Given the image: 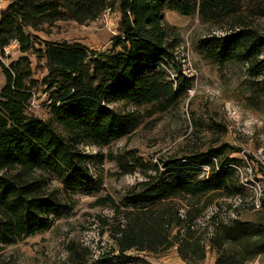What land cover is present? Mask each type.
Here are the masks:
<instances>
[{
	"label": "trees",
	"instance_id": "obj_1",
	"mask_svg": "<svg viewBox=\"0 0 264 264\" xmlns=\"http://www.w3.org/2000/svg\"><path fill=\"white\" fill-rule=\"evenodd\" d=\"M234 5L231 0H10L0 18V52L16 40L22 56L7 68L0 62L5 78L0 89V252L4 246L44 233L50 227V215L61 207L58 198L45 193L44 180L37 179L36 173L58 181L66 191L95 183L88 170L100 157L85 155L79 148L108 147L133 129L131 118L113 111L111 105L157 104L163 112L191 85L192 79L182 75L175 61L177 35L163 21L162 7L182 17L198 13L204 20H213L232 12ZM107 9L120 16L119 35L108 52L48 41H40L37 49L26 32L27 28L38 31L56 22H93ZM204 49L208 58L222 66L245 55L252 69L264 70V58L258 61L264 52V37H257L248 28L239 27ZM28 53L35 57V68L43 71L39 80L34 79ZM161 66L169 67L174 77ZM39 88L49 99L50 121L29 111L33 92ZM55 123L65 135L53 127ZM226 148L209 149L192 158L210 168L205 179L167 180L175 170H186L187 165L178 160L163 164V170L147 166L152 174L126 198L127 209L121 213L125 223L117 226L114 238L120 252L117 260L146 264L125 254L133 249L156 252L175 245L186 264L206 259L205 247L193 239V231L169 241L174 221L175 226H181L183 220L153 211L176 198L207 197L211 202L215 197L240 196L235 169L228 167L237 161L224 158ZM119 168L130 174L127 163H119ZM262 195L257 221H211L209 244L217 256L214 264H248L264 257V190ZM113 209L117 214L118 207Z\"/></svg>",
	"mask_w": 264,
	"mask_h": 264
},
{
	"label": "rangeland",
	"instance_id": "obj_2",
	"mask_svg": "<svg viewBox=\"0 0 264 264\" xmlns=\"http://www.w3.org/2000/svg\"><path fill=\"white\" fill-rule=\"evenodd\" d=\"M231 1L235 4L233 11L213 20H204L198 13L182 17L162 7L163 21L174 28L177 35L175 61L182 75L192 79L191 85L163 112L157 104L134 106L118 102L111 105L113 111L131 118L133 129L108 147L99 149L85 145L79 148L85 155L100 157L89 166V174L95 181L93 185L66 191L58 181L36 173L37 179L44 180L45 193L58 198L61 207L50 215V227L44 233L4 246L0 264H76V261L122 264L117 260L120 252L114 241L115 233L117 226L125 223L121 213L127 209L126 198L138 190L147 174H152L147 166L152 164L163 170V164L178 160L187 165L186 170H175L177 172L166 176L167 180L205 179L206 166L198 165L192 158L222 146L227 147L224 158L237 161L228 167L235 169L240 196L215 197L211 202L207 197L176 198L154 208L153 213L173 214L174 220L184 221L181 226H175L174 221L169 241L175 242L177 235L193 231V239L200 240L205 247L203 264H212V259L217 257L209 244L213 233L211 221L227 223L260 218V210L253 202L257 193L264 190V70L252 69L245 55L222 66L208 58L204 49V45L213 46L215 39L239 27L264 37V0ZM9 2L0 0V18ZM119 18L118 12L111 11L82 25L72 21L56 22L52 27L44 25L38 31L27 28L26 32L36 42L37 49L40 41H48L78 44L92 52H108L119 35ZM21 56L17 45L10 48L8 55L0 52V62L7 68ZM28 56L34 79L39 80L43 71L35 68L34 55L28 53ZM263 58L264 52L258 61ZM161 68L174 77L169 67ZM4 83L0 69V89ZM49 103L47 95L39 88L33 92L29 111L50 121ZM53 127L65 135L56 123ZM134 159L138 161L133 163ZM119 163H127L130 174H123ZM114 207H118L117 214ZM125 255L138 257L146 264H186L178 256L176 245L148 253L133 249ZM248 264H264V257Z\"/></svg>",
	"mask_w": 264,
	"mask_h": 264
},
{
	"label": "built area",
	"instance_id": "obj_3",
	"mask_svg": "<svg viewBox=\"0 0 264 264\" xmlns=\"http://www.w3.org/2000/svg\"><path fill=\"white\" fill-rule=\"evenodd\" d=\"M109 12H111L109 9H107L104 13H106V14H108ZM18 45V42L16 41V40H14V41H12L11 42V44L8 46V47H5V48H3V50H2V52L5 54V55H8V53H9V50H10V48L11 47H16ZM214 163H216V161H214ZM205 169L209 172V170H210V168L209 167H205ZM263 197V195H262V193L261 192H258L257 193V196H256V198H255V200H254V205H255V207L258 209L259 208V206H260V201H261V198ZM200 264H203V262L202 263H200Z\"/></svg>",
	"mask_w": 264,
	"mask_h": 264
},
{
	"label": "crops",
	"instance_id": "obj_4",
	"mask_svg": "<svg viewBox=\"0 0 264 264\" xmlns=\"http://www.w3.org/2000/svg\"><path fill=\"white\" fill-rule=\"evenodd\" d=\"M214 262H215V258L212 259V264H214ZM210 264H211V263H210Z\"/></svg>",
	"mask_w": 264,
	"mask_h": 264
}]
</instances>
